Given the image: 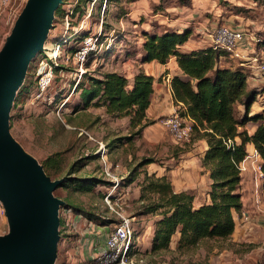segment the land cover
<instances>
[{
  "label": "rangeland",
  "instance_id": "1",
  "mask_svg": "<svg viewBox=\"0 0 264 264\" xmlns=\"http://www.w3.org/2000/svg\"><path fill=\"white\" fill-rule=\"evenodd\" d=\"M100 1L102 4L99 11L97 6ZM25 2L26 0H10L8 7L1 11L0 49ZM105 2L97 0L88 18H84L86 14L80 18L78 14L70 16L68 29L72 31L69 30L67 36L73 34V30L83 19L84 22L81 32L68 42L63 41L61 45L60 61L64 62L69 57L68 63L61 66L67 69L53 72V78L43 92L36 88L35 93L15 104L10 111L9 120L12 137L38 162L59 153L63 160L62 175L71 164L93 155L89 161L82 162L79 171L73 176L108 182L103 178L104 166L96 154L99 144H103L107 151L106 168L118 177H123L121 185L113 190L112 195L119 201V207L125 216L131 219L134 234L133 254L136 259L141 258L146 264H264V215L247 206L239 213H234L235 229L227 241H205L193 249L178 252L174 237L168 251L150 253L153 233L151 227L158 217L137 214L140 207V203L137 202L138 185L145 173L151 175L155 172L157 177L164 175L170 179L171 171L176 172L184 156L189 151L200 153L202 146L200 143L194 146L193 140L189 144L175 143L163 125V119L169 115L156 121L150 120L152 124L138 131L129 125L128 118L108 117L103 108L90 106L86 110L75 112L78 101V93L74 92L77 78L73 74L74 63L70 61L71 55L81 45L83 38L99 31L101 41L109 39L110 35L112 40L110 38L109 44L106 41L101 51L86 63L88 64L86 73L95 77H101L102 74L111 71H125L128 66H132V63L126 61V56L129 54L137 56L138 46L144 40L142 32H161L167 27L181 29L184 26L194 34L191 40L196 43L202 35L195 33L193 23L203 20L209 24L215 23L216 27L228 26L232 29H247L258 33L264 29V4L256 0H191V4L187 6H180L177 0H120L117 3L109 2L107 5ZM192 4H195V7ZM72 5V0L64 2L61 7L63 15L70 13ZM188 8L193 11L188 12ZM124 12L133 13L122 16ZM179 12H183L184 15L189 13V18L192 19L185 18ZM158 15L160 17H156ZM162 17L181 18L179 22L167 26L170 25L169 21L164 23ZM188 20H192L190 24ZM62 22L59 17L53 23L45 43L47 47L60 39L64 33ZM72 23L75 25H71ZM257 49L254 46L253 52ZM260 49H264V43L260 45ZM53 53H50V56ZM41 60H45V56L38 54L28 73L31 76L28 79L29 83L33 81L37 83L36 72ZM250 73L252 75L249 76V86L257 88L259 92L250 114L261 113L264 111V77L254 71ZM82 79L83 77L80 80ZM243 109L242 105L236 106L237 117ZM253 126L248 125V130ZM143 159H150L153 162L138 168L133 182H125L131 171ZM109 187V184L104 186L94 183L89 191L75 192L68 187L58 188L53 194L93 212L104 219L110 229L116 219L103 199L110 192ZM60 216L64 224L58 229L61 233L55 264H92L86 255H80L78 252L81 245L78 237L81 235V229L88 226L89 221L82 216L75 217L72 212L62 211ZM7 229L6 218L0 205V235L5 234ZM89 253L94 255L91 251Z\"/></svg>",
  "mask_w": 264,
  "mask_h": 264
},
{
  "label": "trees",
  "instance_id": "2",
  "mask_svg": "<svg viewBox=\"0 0 264 264\" xmlns=\"http://www.w3.org/2000/svg\"><path fill=\"white\" fill-rule=\"evenodd\" d=\"M112 1L117 3L120 0H106L105 4ZM256 1L264 4V0ZM91 2L92 0H77L73 8V16L78 14L80 18ZM177 2L180 6L191 4V0H177ZM101 4L102 1L97 6L99 11ZM59 17L60 20L63 19L61 6L55 13L53 23ZM253 32L259 37L264 29L258 33ZM190 33L187 28L181 32L171 28L163 29L161 32H142L144 40L141 61L143 63L156 61L165 65L170 58H174L184 75L171 79L173 102L176 105L181 104L180 116L189 117L193 121V139H203L207 144L201 166L209 172L211 181L209 203L195 207L192 194L174 192L166 176L157 177L155 174L145 173L138 185L137 202L140 203V207L137 214L158 217L153 223L151 254L168 251L174 237L178 252L193 249L205 241L223 242L231 238L235 229L234 213H239L243 208L240 194L242 176L239 166L247 154V144L252 145L258 153L264 174V111L250 114L256 96L259 95L257 88L248 85L251 71L240 66L221 67L220 58L227 56L223 52L214 51L212 47L189 52L180 51L179 47L188 40ZM67 37L68 42L76 35L71 34ZM33 61L29 64L25 80L16 94L12 108L36 91V81L28 82L31 77L28 73ZM66 69L59 66L54 72L66 71ZM82 77L83 79L77 82L74 89V92L78 93L75 112L86 110L90 106L103 108L108 117L128 118L129 125L138 131L153 123L146 116L153 93L152 76L140 72L134 76L131 84L125 76L116 72H107L101 77L85 73ZM238 104L244 108L239 117L236 110ZM249 122L257 124L252 132L244 128ZM93 157V155L87 156L71 164L64 175H62L63 160L59 153L39 163L51 179H58L59 176L63 178L59 188L71 187L75 192H82L89 191L94 183L104 186L109 184L102 180L73 176L79 171L82 162L89 161ZM152 162L153 160L150 159L141 160L125 182H133L137 169ZM55 196L64 201V205L59 209V228L64 224L60 216L62 211L72 212L75 217L82 216L90 223L107 226L108 223L93 212Z\"/></svg>",
  "mask_w": 264,
  "mask_h": 264
},
{
  "label": "water",
  "instance_id": "3",
  "mask_svg": "<svg viewBox=\"0 0 264 264\" xmlns=\"http://www.w3.org/2000/svg\"><path fill=\"white\" fill-rule=\"evenodd\" d=\"M64 0H26L0 49V204L7 232L0 264H55L63 178L51 179L10 133V111L29 64L42 54Z\"/></svg>",
  "mask_w": 264,
  "mask_h": 264
},
{
  "label": "built area",
  "instance_id": "4",
  "mask_svg": "<svg viewBox=\"0 0 264 264\" xmlns=\"http://www.w3.org/2000/svg\"><path fill=\"white\" fill-rule=\"evenodd\" d=\"M96 1L97 0H92L90 5L87 6L85 11L86 16L84 18H88L91 15ZM9 2L10 0H0V13L3 9L8 7ZM76 3L77 0H72L73 5L70 13H65L63 15L62 24L65 30L60 39L50 44V47L44 46L42 54L45 56V60H41L36 72L38 76L37 88L40 92H43L49 86L53 78L54 69L61 65H66L69 61V57H67L64 62L60 61V48L63 41H66V38H68V31H72V29H68V27L70 16L73 15V8ZM104 7L102 12L104 11ZM83 20L78 24V27L73 30V35H78L81 32ZM207 34L214 51L223 52L230 59L237 60L241 68L254 71L260 76H264V54L257 55V53L253 52L254 46L264 43V32L258 37L251 30L217 26ZM111 37L110 35L109 39L101 41V31H99L97 34H90L83 38L81 45L73 52L70 58V61L74 63L73 74L77 78V82L81 79L83 74L86 73L87 61L92 57L94 58L96 54L101 51L106 41H108V44L111 43ZM54 50H56L58 54L51 57L50 53H53ZM170 92L172 95V89H170ZM172 103V112L168 117L163 119V125L167 128L175 143L189 144L193 140L194 123L189 117L180 116L179 110L181 104L176 105L173 102V96ZM96 154L101 165L104 166L102 169L103 178L109 182V188L111 189L103 199L109 211L115 215L116 222L107 232L103 247L93 255L91 262L92 264H146L143 259H136L133 254L134 234L131 219L125 216L119 207V201L114 199V195H112L113 190L121 185L123 177H118V175L106 168L107 151L103 144H99ZM261 163L262 161L258 153L253 149L252 151H247L239 168L241 173L247 170L248 167L251 169V206L255 211L264 215V174L261 169Z\"/></svg>",
  "mask_w": 264,
  "mask_h": 264
},
{
  "label": "crops",
  "instance_id": "5",
  "mask_svg": "<svg viewBox=\"0 0 264 264\" xmlns=\"http://www.w3.org/2000/svg\"><path fill=\"white\" fill-rule=\"evenodd\" d=\"M193 7H195V4H192ZM193 11L192 9L188 8V12ZM128 13L126 15L132 14ZM181 13V12H179ZM180 15H184L183 12ZM187 19L189 18L190 14L184 15ZM155 17V16H154ZM160 17V16H156ZM182 17V16H181ZM180 17V18H181ZM180 18H170L162 17V21H165L164 23H167L169 21L170 25L172 26V23L179 22ZM179 20V21H178ZM192 20H188V24H190ZM174 25V24H173ZM194 29L196 30L195 33L201 34L202 36L198 39V41L192 42L191 38L194 34L190 33L188 40L179 47V50L182 52H189L194 50L203 49L206 47H211V42L208 37V32L213 30L216 27L215 23L200 21L193 23ZM218 26V25H217ZM181 29H175L179 32L183 31L186 27L182 26ZM238 27V26H236ZM169 28V27H167ZM152 32V31H151ZM111 34V33H110ZM114 38V37H113ZM142 43L138 46V53L137 56H133L131 54L126 56V61H129L128 63H132V66H128L127 70L116 72L118 74H121L125 76L129 83L131 84L133 81V78L138 73H144L146 75L152 76L154 79L153 82V93L151 96V102L150 105L146 111V116L148 120L156 121L162 117H166L172 112L173 103H172V95L170 92V85H171V79L175 76L184 77L182 71L178 68L176 61L174 58H170L169 61L165 65H161L157 63L156 61H151L149 63H143L141 61L142 57ZM258 49L255 53L257 55L264 54V49H260V46H256ZM220 66L221 67H228V66H239L237 60L230 59L229 57H221L220 58ZM132 61V62H130ZM126 65L123 67L125 68ZM244 69V68H243ZM169 79V80H168ZM248 85H249V79H248ZM248 125H254L252 129L248 130ZM257 124H254L252 122H249L245 125V129L248 132H252ZM195 143L194 146L197 145V143H200L202 147H200V153H196L193 151H189L186 156L180 161V164L177 166V170L171 171V178L169 179L172 185V188L174 192H189L193 196V205L195 207H199L203 204L209 203V191H210V185L211 181L209 179V172L201 166V160L203 158L204 152L207 149V144L205 140L203 139H193ZM254 148L252 145L247 144L246 145V151H252ZM153 174H156L153 172ZM242 180L240 184V194L244 207H252V197H251V178H252V172L251 169L248 167L247 170L243 171L241 173ZM139 190V188H138ZM137 190V191H138ZM77 221V220H76ZM79 221V220H78ZM109 226V225H108ZM108 226H100V225H93L92 223H88V226L81 229L80 237H78L81 245L78 248V252L81 255H86L87 260H91L93 258V255L98 252L105 242V239L107 237V232L109 231ZM153 226L151 227V231L153 232Z\"/></svg>",
  "mask_w": 264,
  "mask_h": 264
},
{
  "label": "bare ground",
  "instance_id": "6",
  "mask_svg": "<svg viewBox=\"0 0 264 264\" xmlns=\"http://www.w3.org/2000/svg\"><path fill=\"white\" fill-rule=\"evenodd\" d=\"M57 54H58V52L55 51V54L53 53V55H51V57H54V56H56Z\"/></svg>",
  "mask_w": 264,
  "mask_h": 264
}]
</instances>
